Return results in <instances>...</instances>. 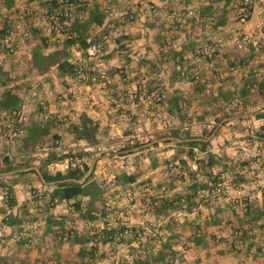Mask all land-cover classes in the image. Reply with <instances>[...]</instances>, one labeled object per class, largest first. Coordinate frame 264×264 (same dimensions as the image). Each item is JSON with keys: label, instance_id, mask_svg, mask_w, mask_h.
<instances>
[{"label": "crops", "instance_id": "1", "mask_svg": "<svg viewBox=\"0 0 264 264\" xmlns=\"http://www.w3.org/2000/svg\"><path fill=\"white\" fill-rule=\"evenodd\" d=\"M66 1L84 6L86 16L95 7L105 12L100 27L89 25L90 34L100 36L108 27L118 33L100 36L99 54L92 59L70 46L69 58L82 70L75 79L59 75L55 66L41 71L31 63L39 36L47 44L42 54L60 46L63 35L47 31L41 21L46 10ZM263 1L251 0L250 13L239 22L235 0H0V32L16 43L11 53L0 49V92L9 88L17 107L8 117L0 109V156L19 162L30 157L35 167L0 171V184L13 193L8 204L0 192V263L264 264V167L257 184L248 164L228 159L244 128L264 119V47L258 46ZM22 10L37 27L26 36L10 26ZM195 59L197 64L190 63ZM208 59L212 67L203 69ZM183 66L185 75L195 69L198 78L182 75ZM98 68L111 76L105 87L89 80ZM155 92L160 100L147 103ZM43 114L50 119L38 138ZM82 119L92 127L80 136L75 125ZM202 122L212 124L208 135L197 137L210 151L204 155L205 145L197 147L196 170L161 189L166 163L185 164L182 156L194 154L196 146L160 135L172 129L200 135L209 130ZM134 129L148 141L124 149L123 161L116 141ZM59 150L94 154L88 180L97 187L81 196L79 209L71 200L48 202L51 183L27 172L33 168L41 178L39 158ZM66 165L63 160L53 168ZM212 170L226 171V179ZM119 173L132 180L117 179ZM150 180L156 184L148 185ZM124 188L133 197L120 196ZM14 224L40 234L42 244L13 240ZM124 227L127 234L108 236Z\"/></svg>", "mask_w": 264, "mask_h": 264}, {"label": "trees", "instance_id": "2", "mask_svg": "<svg viewBox=\"0 0 264 264\" xmlns=\"http://www.w3.org/2000/svg\"><path fill=\"white\" fill-rule=\"evenodd\" d=\"M70 2V1H69ZM68 4V1L63 3L61 6H55V10H61L64 9ZM84 8V6L78 5L76 8ZM245 10V17L248 16L250 13V4L247 6H244ZM85 9V8H84ZM53 8L46 10L44 12V15H49ZM104 12V11H103ZM98 12L96 10L91 11L87 16L85 15L82 19H76L74 18L70 25L67 28H62L60 32H55L63 35V40L59 47H55L54 49L50 50L46 54L41 53V47L46 46L45 37L39 36V42H37L36 50L33 51L31 63L32 65H35L37 69L39 70H46L50 66H55L57 69V73L59 75L64 76L68 75L71 78L75 79L78 74H81V65L69 58V48L70 46H75L77 49L82 50V53L86 54V57L88 59H92L97 54H99L100 51V45H99V39L100 36H108L107 30L108 28H103L100 36L97 34H90L88 31V27L91 23L94 25L100 27L103 22L104 13ZM37 30L36 26H33L30 28L29 33H34ZM54 33V32H53ZM6 34V33H5ZM2 32H0V49H3L5 51V46L3 42L1 41L2 37L5 35ZM118 35H113V37H117ZM91 42H96L97 44V52L93 56H87L86 48ZM6 52V51H5ZM11 53V52H7ZM93 71V69L91 70ZM95 72V71H93ZM0 81H2V78H0ZM9 88L4 87L2 88L0 94V109L6 110L7 112L6 116H10L12 114L17 113V107L15 106L14 100L12 101L10 98V92L8 90ZM158 103V102H157ZM50 118H42L41 122V132L36 133V137H40L41 133L45 132V125L48 122ZM85 119H82L81 122H79L78 125H75L76 129L79 128L80 136H83L84 134L88 133V131L91 130V127L89 124L86 125ZM19 122V121H18ZM16 122V124H18ZM21 123H19V126ZM212 127L200 135L193 134L192 132H189L187 129L183 130L182 133H179L177 129H172L166 134H161L160 136L169 135L172 137H178L181 140L180 141H174L175 143L186 145L188 147L196 146L199 148H202L206 141L199 140L197 137H205L208 135L211 131ZM40 134V135H39ZM53 139V138H52ZM54 140V139H53ZM169 141V140H166ZM54 144L55 142L52 141ZM56 144V143H55ZM134 144H138L134 142L133 144H124L122 146V149H126L127 147H131ZM85 155V156H83ZM83 156V158H81ZM94 157V154H85V152L82 151H69L64 150L63 152H54L51 151L50 153H47L43 157L39 158V162L36 164L38 170L41 173V178H39L38 174L36 173V170L31 168L28 169L27 172H31L34 174V176L39 180L40 183H51L52 190L48 193V202L52 201H60V200H71V204L76 208H80V202H81V196L84 194L91 193V190L97 187V183L93 180H88L90 175L93 172L94 165L92 166L91 171L88 173V175L83 179L82 182L78 183L76 179H78L86 170L87 165L90 161V159ZM65 160L67 162L66 167L64 168H53L54 164L56 166L57 163H60L61 161ZM32 159L28 157L26 160L19 162V161H12L8 155H1L0 156V171H8L14 168L19 167H27L30 165H33ZM50 167V168H49ZM117 179L120 177L125 178L126 180H132L131 174H128L124 176V173L117 174ZM0 187L2 188L1 193L2 196L6 198L7 203L11 204L13 197H12V191L9 189V187H5L3 183L0 184ZM39 190V189H36ZM37 193V192H36ZM11 200V201H10ZM120 231V230H119ZM109 237H118V231L113 230L108 235ZM110 239V238H108Z\"/></svg>", "mask_w": 264, "mask_h": 264}, {"label": "built area", "instance_id": "3", "mask_svg": "<svg viewBox=\"0 0 264 264\" xmlns=\"http://www.w3.org/2000/svg\"><path fill=\"white\" fill-rule=\"evenodd\" d=\"M251 0H235L234 2V15L235 18L241 22L245 18V8L244 6H247L250 4ZM264 5V1H263ZM78 6V5H77ZM189 12H193L189 8ZM195 18L199 19L198 10H195ZM86 14V10L84 8H76V4L73 2H68L67 6L64 9L55 10V8L51 11L49 15H43L42 18V24L44 25L45 29L49 32H60L62 28H67L71 21L76 19H82ZM11 30L16 31L21 36H26L29 34V30L31 27L35 26L34 21L31 18V13L28 10H22L16 13V16L13 20H11L10 23ZM259 42L258 46L264 47V22L260 21L259 24ZM107 35L113 36L118 35L115 28H108ZM1 41L3 42L5 46V51L7 52H13L16 43L13 42L9 34H6L2 37ZM241 43H236V47H241ZM87 56H93L97 52V44L96 42H91L88 47L86 48ZM205 54L206 56L210 57V53L202 52V54ZM190 63L197 64V60H192ZM185 67L183 66L180 73L182 75H185ZM212 67V61L210 59L205 60L202 63L203 69H209ZM195 68V67H194ZM193 79L198 78V71L192 70L189 75ZM89 80L93 83H97L98 85L105 87L109 83H111V76L109 75L107 69L105 68H98L95 72L91 73L89 75ZM161 98V94L159 92H155L150 94V97L147 99V103H150L152 101H159ZM42 118H46V114H43L41 116ZM126 119L130 120V115H126ZM193 122H189V126L193 127ZM201 127H204L206 129H210L212 127V124L210 122H202ZM6 126H9L8 123H6ZM22 128H18V132H21ZM148 141V136L146 133L140 132L136 129L129 132L127 135L122 136L119 135L117 139V150L119 151V157L124 161L125 160V153L126 151H123L122 146L124 144H133L134 142L138 143H146ZM233 150L228 155L229 162L234 163L236 165L243 163L242 165L248 164L250 166L251 171L253 172V175L255 176V182L258 184V180L260 176L263 173V167H264V160L262 159V154L264 151V119L261 120V123L258 127H252L247 126L244 128L242 138L238 142H232ZM99 148V146H97ZM210 151V146L205 145L200 152L204 155H206L207 152ZM59 152H61L59 150ZM194 154L189 155H183L182 159H184L185 164H182L179 160H170L166 163V176L163 177L160 180V188L165 190L167 189L168 185L179 180L187 171H195L197 167V163L194 159L195 154L199 150L197 147L193 150ZM189 156L192 157V159L189 158ZM212 175L216 176L218 174L219 177H223L226 179V171H218V170H212ZM148 185H155L156 181L150 180L148 181ZM140 186L145 187V184L141 183ZM239 194H243L242 190H238ZM40 196V193H37ZM118 194L122 197H125L126 199L133 197V192L131 188H124L119 189ZM55 201V200H54ZM64 203L70 204L69 200H61ZM242 207H245L244 204H242ZM129 232V229L127 227L122 228L120 231H118V237H121L124 234H127ZM237 235H240L239 232ZM241 239H238V242L241 243Z\"/></svg>", "mask_w": 264, "mask_h": 264}, {"label": "rangeland", "instance_id": "4", "mask_svg": "<svg viewBox=\"0 0 264 264\" xmlns=\"http://www.w3.org/2000/svg\"><path fill=\"white\" fill-rule=\"evenodd\" d=\"M136 143H138V142H136ZM134 145H136V144H134ZM5 187H9V189L11 190V186L10 185L5 186ZM1 190H2V188L0 187V192H1ZM34 196H35L36 199H39L38 201H40V202L43 201L45 203L46 200L43 199V197H40L37 193H35ZM31 212L33 213V211H31ZM11 228L12 229H11V235L10 236H11V238L13 240H19V241H23L24 240L28 244H42V242H43L42 236L40 234H37L35 232H33V234H30V233H27V232H23V228H19L16 224H14ZM34 229H35V227H34ZM54 258H55V255H54ZM64 258H65V256H64Z\"/></svg>", "mask_w": 264, "mask_h": 264}, {"label": "water", "instance_id": "5", "mask_svg": "<svg viewBox=\"0 0 264 264\" xmlns=\"http://www.w3.org/2000/svg\"><path fill=\"white\" fill-rule=\"evenodd\" d=\"M92 165H93V160H91V161L88 163L87 168H86V170L84 171V173H83L78 179H76V181H77L78 183L82 182L83 179L88 175V173L90 172V170H91V168H92ZM29 167H33V168H35L34 166H29ZM37 172H38V171H37ZM38 173H39V172H38Z\"/></svg>", "mask_w": 264, "mask_h": 264}]
</instances>
